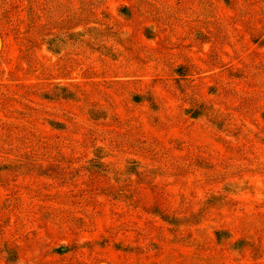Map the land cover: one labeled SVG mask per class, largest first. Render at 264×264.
<instances>
[{
	"label": "rangeland",
	"instance_id": "1",
	"mask_svg": "<svg viewBox=\"0 0 264 264\" xmlns=\"http://www.w3.org/2000/svg\"><path fill=\"white\" fill-rule=\"evenodd\" d=\"M28 4L0 0V264H264V0H102L122 43L60 56Z\"/></svg>",
	"mask_w": 264,
	"mask_h": 264
},
{
	"label": "trees",
	"instance_id": "2",
	"mask_svg": "<svg viewBox=\"0 0 264 264\" xmlns=\"http://www.w3.org/2000/svg\"><path fill=\"white\" fill-rule=\"evenodd\" d=\"M141 5L147 7L146 12L150 11V18H153L150 20L151 22L149 21L152 23L151 25L156 22L157 24L161 23L163 25H174L173 21H166L165 23V21L157 19L159 15L161 16L159 13L160 11L157 12L156 10L150 8L151 5L149 4V0H146V6L143 4ZM102 8H104L102 0H29L28 17L30 20L42 18L46 21V24H43L40 29L41 31L45 30L47 32L45 44L49 53L55 56H60L62 54V46L66 43H71L73 45L80 44L83 48H89L94 53L104 54L106 51H112L114 43H122L120 37L123 33L115 26V23L112 22V16ZM120 10L124 16L129 19L132 18L131 6H123ZM31 26L33 25L31 24ZM154 31L155 29L153 26L148 25L146 27L145 36L148 40L153 39L152 34ZM0 34H3L1 30ZM263 41L264 40L261 42ZM166 60L167 63L164 65L168 66L169 72L172 75H175L178 80H187V78L192 76L187 62L185 63V61L181 62L179 60ZM177 61L181 63H175ZM231 72L232 71L229 70V73ZM227 84L230 85L229 83ZM216 89L217 86L210 87L211 93L216 91ZM0 92L3 91L0 89ZM150 94L151 91L144 94L136 93L133 99L137 103L144 99L149 103L150 107L155 110L157 109V106ZM207 103L211 105L210 108L205 109V105L201 104L200 110L198 109V111H195L194 113H192V111L189 112L194 117L200 116L201 118L202 116H206L215 122L214 114L216 113L210 111L212 110V104L210 102ZM93 115H103V112L96 111ZM262 118L264 119V112L262 113ZM52 124H56V126L60 125V123L53 121ZM223 124L224 122L220 121V123H218V128L221 129ZM93 155L94 156L91 160L92 168L108 167L111 165V163L106 162L108 158L106 147H97L94 150ZM131 164L132 166L127 168V170L137 173L140 162L135 161ZM1 170H3V167L0 166V171ZM244 184L246 185L247 182H244ZM11 256V253L7 252V257L11 258Z\"/></svg>",
	"mask_w": 264,
	"mask_h": 264
}]
</instances>
